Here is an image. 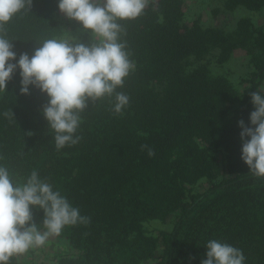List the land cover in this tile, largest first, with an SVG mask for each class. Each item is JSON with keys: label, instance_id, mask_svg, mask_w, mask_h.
I'll list each match as a JSON object with an SVG mask.
<instances>
[{"label": "trees", "instance_id": "1", "mask_svg": "<svg viewBox=\"0 0 264 264\" xmlns=\"http://www.w3.org/2000/svg\"><path fill=\"white\" fill-rule=\"evenodd\" d=\"M58 3L33 0L6 26L17 61L47 39L90 42ZM222 4L250 14L227 28L188 19L185 0H150L141 17L120 21L135 68L117 91L129 104L116 114L114 97L89 103L75 145L57 150L42 113L49 98L34 86L22 95L19 69L0 92V166L14 184L36 170L89 218L54 236L75 250L55 264H201L212 239L242 250L245 264H264V179L242 160L239 127H252L250 94L264 95V18L252 17L264 0ZM237 53L245 61L235 81L227 66ZM31 211L44 231L45 213Z\"/></svg>", "mask_w": 264, "mask_h": 264}, {"label": "clouds", "instance_id": "2", "mask_svg": "<svg viewBox=\"0 0 264 264\" xmlns=\"http://www.w3.org/2000/svg\"><path fill=\"white\" fill-rule=\"evenodd\" d=\"M149 3L150 0H59L61 13L80 23L90 33V42L85 44L71 36L47 39L31 57L22 53L17 61L13 42L6 38V26L18 14L31 11L33 0H0V92L6 91L19 69L22 95H30V86H34L48 96L42 113L55 132L58 151L79 142L75 133L89 103L114 97L116 114L128 106L129 96L117 89L123 87L135 64L129 59L126 43L121 42L126 33L119 22L141 17ZM250 95L255 108L250 114L252 127L239 121L242 160L251 175L264 179V95L261 90ZM141 149L154 155L147 145ZM32 207L45 213L44 231L33 222ZM77 223L87 224L89 218L81 216L66 197L41 180L36 170L26 182L14 184L8 168L0 166V264H10L14 257L43 247L66 226ZM206 249L207 258L201 264H245L242 250L227 243L212 239Z\"/></svg>", "mask_w": 264, "mask_h": 264}, {"label": "rangeland", "instance_id": "3", "mask_svg": "<svg viewBox=\"0 0 264 264\" xmlns=\"http://www.w3.org/2000/svg\"><path fill=\"white\" fill-rule=\"evenodd\" d=\"M185 3L187 18L199 17L207 25H222V23H226L227 28H230L238 17L250 14V11L242 6L236 12L224 13L222 0H185ZM263 14L264 12H261L255 16L252 15V17L256 22H262ZM244 61V54L237 53L234 55L229 67L227 66L228 69L233 71V79L235 81L238 74L243 71ZM73 251L75 252L66 239L51 237L43 247L29 250L28 253L18 257V259L20 264H41L42 262L55 264L61 256L73 253Z\"/></svg>", "mask_w": 264, "mask_h": 264}]
</instances>
